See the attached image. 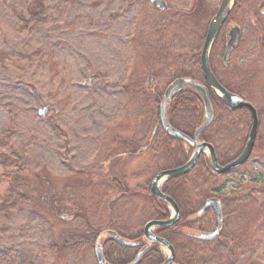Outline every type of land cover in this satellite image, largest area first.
<instances>
[{
    "label": "rangeland",
    "instance_id": "1",
    "mask_svg": "<svg viewBox=\"0 0 264 264\" xmlns=\"http://www.w3.org/2000/svg\"><path fill=\"white\" fill-rule=\"evenodd\" d=\"M32 2L0 0V151L15 153L18 162L0 173L20 178L10 191L0 178V264H95L91 247L69 244L76 234L114 229L129 238L155 218L142 193L181 159L157 126L159 94L182 71L201 82L198 53L208 11L220 0H205L206 11L193 17V0H164V12L146 0H43L35 16L27 13ZM180 10L189 20L183 28L161 23ZM246 20L245 44L229 67L219 48L212 67L224 87L258 110L254 149L224 177L209 179L198 165L177 193L181 200L184 192L197 197L198 205L218 191L225 198L223 234L239 244L238 255L232 261L226 250L227 258H216L221 248L211 245L202 264H264V29L253 32ZM247 114L214 108L206 136L222 162L242 150ZM192 121L189 108L174 119L185 131L182 122ZM42 169L53 182L52 207L20 198L36 194L32 175ZM214 225L212 213L199 223Z\"/></svg>",
    "mask_w": 264,
    "mask_h": 264
},
{
    "label": "water",
    "instance_id": "2",
    "mask_svg": "<svg viewBox=\"0 0 264 264\" xmlns=\"http://www.w3.org/2000/svg\"><path fill=\"white\" fill-rule=\"evenodd\" d=\"M234 0H222L220 3V6L215 14V16L211 19L207 33L205 36V40L203 43V47L201 50L200 55V64H201V71L205 80V83L207 87L217 96V98L230 110V111H236L239 109H246L249 111L251 115L252 125L247 137V141L244 145L243 150L239 154L238 157H236L231 162L220 166L217 162V157L214 151V148L212 145L206 143V142H199V137L202 133H204L211 125L214 112L212 105L207 97V93L205 88L190 79L182 78V79H176L173 81L165 90L163 97L161 99V102L159 104V124L163 131L168 134L169 136L184 142L185 144L189 145L193 148V151L187 160V162L175 169L166 170L159 172L154 179L151 182L150 190L153 196L156 198L164 201L171 209V216L166 221H150L145 225L143 236L146 239V242L150 243H156L160 246H162L166 252L167 257L165 261L162 264H172L174 261V250L173 248L163 239L154 236L150 230L152 228L156 227H162L167 228L174 225L178 219H179V211L176 206V204L167 197L166 195L162 194L160 190L161 184L172 177H181L184 175H187L192 171V169L195 167L196 163L198 162V159L201 154H208L209 163L211 167V173L212 174H218L223 175L227 172L231 171L232 169H235L237 167L242 166L250 157L251 152L254 147L257 130H258V117L255 109L248 103L242 101L238 96L233 95L226 91L215 79L209 65V54L210 49L212 47V44L214 42V39L216 37V34L218 33L219 29L221 28L222 24L226 20L232 6H233ZM152 4L154 7H158L160 9H164V3L162 0H152ZM230 41L228 43L226 52L224 54V63L227 64L228 54L230 52V48L234 45V43L237 40L238 35V29L234 28L230 32ZM190 88L191 92L198 95L202 108H203V122L202 124L194 131L192 138H189L188 136L184 135L183 133L177 131L176 129L172 128L168 121H167V107L170 103V101L178 94H181L185 91V88ZM40 114H43V111L40 112ZM209 208H212L216 217H217V228L214 232L210 233H200L196 236H194L195 239L199 241H214L220 234V230L222 228V212H221V205L220 202L214 199L208 200L203 208L197 213L199 216L204 213ZM106 236L111 238L115 243H117L120 246L124 247H134L135 245L129 242H125L120 238H117L115 233L111 231H107L105 233ZM143 250L139 252V254L136 256L135 260L131 264H138L139 258L142 254ZM95 258L98 264H105L104 257L102 255V249H101V243L97 242V246L95 248Z\"/></svg>",
    "mask_w": 264,
    "mask_h": 264
},
{
    "label": "flooded vegetation",
    "instance_id": "3",
    "mask_svg": "<svg viewBox=\"0 0 264 264\" xmlns=\"http://www.w3.org/2000/svg\"><path fill=\"white\" fill-rule=\"evenodd\" d=\"M147 1L149 2L152 10H154V11L158 10V8H155L152 6V4H151L152 0H146V2ZM204 1L205 0H193L192 7L189 10V12H190L189 14H192V17H193V15L198 14V12L200 10H203V12L206 11L208 6L204 4ZM219 5H220V2L218 3V5L215 6V8L213 7V9H211V11H208V13L211 14V18L215 15ZM165 6L166 7H165V10H163V12L166 11V8H167L166 3H165ZM158 11H160V10H158ZM246 16H248L249 25H250L251 30L253 32L259 33V30L261 31V29H264V0H234L233 6H232L226 20L222 24L218 33L216 34V37H215L214 42H213L212 47H211L209 62H210V66H211L212 70H213V67H212L213 66V63H212L213 52L219 48V51H221L222 56L224 55V53L226 52V47L230 41V35L229 34H230L232 29H234V28L238 29V35H237V40H236L235 44L230 48V52L228 54V61H227L228 65H226V66L224 65L225 67H229L230 59H231L232 55L245 44V37H244L245 30L241 24L245 23ZM254 18H256V19L258 18L257 19L258 22H257L256 26H254ZM187 20H188L187 14L184 11L180 10V11H176L174 18H171L170 20H169V18H165L163 20V22H161V23L163 25H168V26L175 25L176 26L175 28L177 31V29L180 30V28L184 27V24L189 21V20L188 21ZM209 21H208L206 28H205V33H204V36L202 38L203 40L201 39L203 42H204L205 34H206V31H207V28L209 25ZM203 42H202V44H203ZM261 44H262V47L264 48V37L263 36L260 37V45ZM201 47H202V45H201ZM200 50H201V48H200ZM150 81H151V77H148V82H150ZM227 90H229L230 93H233L236 95V93L232 92L230 89H227ZM239 97L243 101L248 102L247 100H245L241 96H239ZM250 104H252V103H250ZM242 112L248 113L246 110H240L241 114H243ZM247 115H249V117H250L249 113ZM257 115L259 118V126H260V117H259L258 110H257ZM246 125L247 124H244V123L241 124V128L245 129ZM250 125H251V121H250ZM142 194H143L142 197L144 199H146L148 201L151 200V193L150 192H148L147 194L146 193H142ZM171 194H173V193H171ZM171 194L166 193V195H168L170 198H172L173 201L178 206L179 211H180V218H181V215L183 213L187 214L188 220L186 219V222L184 223L185 229H187L189 231L193 230L192 232H194V233H200L202 231L203 232H211L215 229L216 217H214L215 218V225H214L213 229L207 230V229L199 227V223L205 218V216L208 213H212L214 215L213 210L211 208L208 209L202 216H200L201 218L196 219L195 217H193V213H197L199 210H201L202 207L204 206L205 202L210 198L218 199L221 202V205L223 208L224 199L221 198V195L206 197L198 205V202L196 199L197 197H191L190 198V197H188V195H185V192L183 194L182 200L181 199L180 200L175 199L173 197V195H171ZM132 197H134V196H132ZM155 200H157V199H155ZM159 202H161V201H159ZM161 203H162L161 207L163 209L168 210L167 205L163 202H161ZM193 204H195L194 208L192 207ZM156 210L157 209L154 207L155 212H156ZM124 229H126V228H124ZM131 231H133L131 233V236L128 238L126 235V238L124 240L130 241L131 243L136 245L132 248L120 247L112 239H107L104 242H102L101 249H102V255L105 259V264H130L136 258V256L139 254V252H141L142 250H143V252L139 258L138 264H157L155 262V260L157 257H160V256L162 258V262H160L158 264H162L165 260V257H166L162 248L160 246H158L157 244H154V243L147 244L146 240L143 237V228L141 231L135 232L132 229H131ZM86 233L89 234V232H86ZM86 233L82 232V245L84 247H86L87 250L91 247L92 251L94 253V245H95V242L99 238V236H98L99 233L93 234L95 236H93V238H91V239L87 238L88 234H86ZM116 234H117V236L123 238L118 232H116ZM156 234L158 236H160L158 233H156ZM190 240L194 241L192 239H190ZM218 240H216L215 242H212V243H207V242L202 243L201 242V244L200 243L196 244V246H198V248H199L197 250L201 253L207 254L208 258H209V255L211 253V250H210L211 248L209 246L215 245ZM199 245H201V247H199ZM206 245H208V248L204 247ZM171 246L174 248L175 253L177 252V249L179 250V248H180V246H178V248L174 247L173 244H171ZM188 250L192 251V254L195 251H197V250H191V247L186 246V251H188ZM206 251H207V253H205ZM153 257H156V258L153 259ZM199 257L202 259V261L205 260L203 254H201ZM213 258L210 259L211 262H213ZM191 261L192 260H188V259L186 260V262H188V263H191ZM95 264H97L96 261H95ZM174 264H180V263L175 262ZM182 264H184V263H182ZM192 264H196V262L193 261Z\"/></svg>",
    "mask_w": 264,
    "mask_h": 264
},
{
    "label": "trees",
    "instance_id": "4",
    "mask_svg": "<svg viewBox=\"0 0 264 264\" xmlns=\"http://www.w3.org/2000/svg\"><path fill=\"white\" fill-rule=\"evenodd\" d=\"M42 1L43 0H33L31 7H30V9H28L27 13L31 16H35L37 14V11H40L42 9ZM182 76L191 77L192 74L190 72H186V73H182ZM209 98H210L211 103L214 106V108H221L222 107L221 103L210 92H209ZM187 108L191 109V113L193 115V121L188 122V123L184 122L183 127L188 129V131H185L182 128H180L175 122H173L172 119H173V117H175L178 114H181L183 116L185 111L187 110ZM227 113H229V112H227ZM230 114H237V112L236 113H230ZM201 120H202V108H201V103H200L198 96L192 94L191 92H186V93L178 95L177 97L174 98V100L172 101L170 108H169V121L173 127L182 131L186 135L191 136L194 129L197 127V125L200 123ZM239 124L240 125L238 127H240V129L242 130V128H241L242 123L239 122ZM165 138H166V143L173 144L177 147L176 149H177L178 153L180 154L181 159L178 160L175 157V154H173L175 159H177V162L173 166L164 167V169L171 168V167H178V166L184 164L189 157L191 149L188 148V150H186L183 147L182 143H180L179 141L172 139L168 136H166ZM201 140L210 142L206 136V133L202 135ZM13 155L15 157L10 155V154H6L3 151H0V167L3 166V168H5L6 166H17L18 165L17 157H16L15 153H13ZM217 157H218V155H217ZM231 159H233V157L222 162L223 160H221L218 157V162L223 165V164L227 163L228 161H230ZM198 165H201L206 170V173H207L206 175L209 179L219 178V176H215V175L210 174L208 160H207V158L205 159L204 156L200 157L197 166ZM41 172H43L42 175H40V173L32 175V178L34 179V183L36 184V187L38 188L35 190L36 194L30 195L28 193V194L22 195L20 198L22 201H30L31 200L34 203V205L38 206V207H40L42 205L52 207V202L54 201V199L56 197H53V198L49 197L50 196L49 189L52 190L53 182L45 176L46 171L44 169H42ZM0 178H2L4 181H6L8 183V185H9L8 190L9 191L11 190L10 187L15 186L14 180L20 179L15 174H12L11 172H8L7 170L0 173ZM187 178H188V176L184 177V178H171V179H169V181L167 183H165V185L162 187V191L165 193H169V194L180 191L181 188L184 187V181H186ZM263 190H264V188H263ZM13 194H14V191L11 192L10 198ZM171 195H173V197L176 198L175 194H171ZM18 199H19V197L18 198H16L15 196L13 197V201H17ZM150 203H151V207H155L157 209L156 213H154L156 219L164 220L168 217V213H167L166 209H163L161 207L162 206L161 202H159V201H157L151 197ZM186 219H187L186 215L182 214L180 220L177 222V224L175 226H173L172 228H168V229H158L157 233L161 237H163L164 239L169 241L171 244H173L174 247L178 248V246H180V243H179L180 239L184 240V238H185L184 236H182L180 234V232H187L188 233V231H189V230H186L184 228L185 227L184 223L186 222ZM77 240H78V242L81 241L82 235L74 236V238H72V240L70 241L69 244H72V242H76ZM218 244H219L218 248H221L218 251V258H227L226 255L224 254V252L227 250L228 251V258H230L232 261H234L236 259V256L238 255V245L239 244L235 241V239H231V238L227 239L223 235L221 237V239L219 240ZM72 245H75V244H72ZM61 248H66V245L65 244L62 245ZM181 248H183V247H181ZM200 255L201 254L199 252H197L194 255L193 254L188 255V254H186L185 250H182L180 252V254L178 255L177 263H179V262L184 263L188 259V260H192L191 262L195 261L197 264H202V259L199 257ZM155 258L156 257H153V259H155ZM155 262L157 264L162 262L161 256L157 257ZM184 264H192V263L185 262Z\"/></svg>",
    "mask_w": 264,
    "mask_h": 264
}]
</instances>
